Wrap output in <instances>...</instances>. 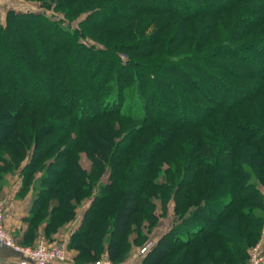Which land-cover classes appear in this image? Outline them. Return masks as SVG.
<instances>
[{
  "label": "trees",
  "instance_id": "obj_1",
  "mask_svg": "<svg viewBox=\"0 0 264 264\" xmlns=\"http://www.w3.org/2000/svg\"><path fill=\"white\" fill-rule=\"evenodd\" d=\"M206 1H184L196 9L193 13H214L208 22L193 26L186 23L195 14L180 9L178 0L105 5L100 22L92 14L81 21L87 28H103L111 20H123L111 28L104 46L91 42L84 27L64 26L37 8H9L8 19L0 21V96L20 106L15 124L0 123L9 129L0 135V177L22 163L33 143L21 172V190L28 189L31 174L41 173L35 176L41 190L33 218H45L49 225L71 221L82 205L80 195L88 193L83 222L67 244V252L76 249L75 259L82 264L105 254L115 263L124 259L128 248L122 250V238L130 233L137 211L147 207L141 200L154 201L143 186L169 187L168 176L165 182L150 176L171 146L175 168L167 173L177 180L161 197V208L168 211L174 201L175 218L146 248L140 264H161L167 258L170 264L248 262L250 246L264 224V0ZM142 12L152 13L150 21L159 25L150 37L141 36L145 26L134 35ZM176 16L183 18L179 25L172 24ZM120 33L126 39L113 42ZM122 48L130 52L128 57H121ZM154 52L156 57L145 60ZM16 71L30 82L20 81ZM40 87L48 93L27 97ZM19 90L27 100L9 93ZM1 102L4 118L12 110L3 109ZM30 104L35 109L57 106L69 115L64 125L72 126L75 134L62 149H56L57 139L36 148L50 118L43 115L40 126L33 127L36 116L22 112ZM144 132L148 135L143 137ZM162 134L170 140L161 145ZM137 141L138 150L130 152ZM79 146L103 168L94 173L83 167ZM127 154L129 164L122 166ZM135 165L145 168L138 171ZM49 171L58 176L51 177ZM137 180L147 182L139 185ZM44 182L52 188H42ZM113 187L121 194L106 204ZM146 211L151 218L155 204ZM215 216L221 218L213 227Z\"/></svg>",
  "mask_w": 264,
  "mask_h": 264
},
{
  "label": "rangeland",
  "instance_id": "obj_2",
  "mask_svg": "<svg viewBox=\"0 0 264 264\" xmlns=\"http://www.w3.org/2000/svg\"><path fill=\"white\" fill-rule=\"evenodd\" d=\"M44 1H42V0H0V21L5 22L6 19H8L7 18V11L9 8L34 9V10L37 8L39 10H45L46 12H48L50 17H53L54 19L61 21L64 26L72 25L74 28L80 29L81 27H84L81 25V21H84V19L87 16H89L90 14L96 16L97 22H100L104 18V16L100 12V10L103 9V6L110 5V4H117V3H121V2L125 3L127 0H86V1L81 0L83 2L82 4H81V1L78 4L75 3L76 0H65L61 3H56L57 1L51 2V0L50 1L44 0ZM178 1H181V4L178 5V6H180L179 7L180 9H181V7L182 8L185 7L186 12L188 14H192V15L195 14V16H193L191 19H189L186 24H190L193 26V23L197 24L200 22H202V23L208 22L214 16L213 12L193 13L194 10H196V9L190 3L188 4L189 5L188 6V5L184 4L185 0H178ZM207 2L211 3L208 0L205 3H207ZM216 3H217V0H214L213 4L216 5ZM181 16H183V15H181ZM186 16H189V15H186ZM152 17H153L152 13L142 12L138 21L136 22L137 24L135 25V28H134V30H135L134 35L137 36L139 34V32L141 31V28H143L145 26V29L142 32L141 36L143 35L145 37H150L153 34V31L157 28V26H159L157 22L150 21ZM182 19L183 18L176 16V17H174L172 24L179 25V23H182ZM92 21H94V20L92 19ZM122 22H123V20L121 21V19H118V20L116 19V21L111 20V22H109L103 28H87V26H85L84 30L88 33L90 41L92 40L91 42H96L97 45L100 44L101 46H104L105 42L108 38V35L110 34L111 28H114L116 25H119ZM114 37L115 38L112 39L113 42H117V41L122 42V41H124V39H126L125 38L126 33H123V34L120 33ZM134 37L133 38L131 37V38L135 39ZM248 38H250V37L247 35V36L242 38V41L247 40ZM128 40H131V39H128ZM22 48L19 47V50H18V52H20L21 54L24 53L23 51L26 50L24 47H22ZM118 51H120L119 53H120L121 57H125V56L128 57L129 56L128 54H130V52L124 48H122L121 50H118ZM156 55H158V54L154 52L151 55L147 56L145 58V60H151L152 58L156 57ZM21 57H24V55H22ZM15 74H16V77L18 76L20 78V81H23V80L28 81L29 76H24V75L20 74V72L18 73L17 71L15 72ZM0 76H1V73H0ZM29 82L30 81H28V83ZM9 93H10V95L11 94L14 95V97L27 100V97H30L32 99L33 98L36 99V97L38 98L42 94L46 95L48 92H47V90L43 92L42 88L40 87L38 90L35 91L34 96L27 95V97H26L25 95L22 94V92L20 90L17 92L10 91ZM0 99L2 100L1 103L4 104L3 109L11 107V110H12V112H10L8 114V116H5L4 118H0V123L3 120L2 121L3 123L9 122V123L15 124V120H16L15 116L19 114L18 112H19L20 106L18 105V103L11 101V99H9L8 101L7 100L5 101L1 98V96H0ZM31 111H32V114L34 116H36V118H37V125L33 126L35 128L40 126L39 121L43 115L48 114L49 118H50V119H48V122L43 123L44 126L46 125L45 127L48 130V131H46L47 133L46 134L45 133L38 134V138L41 140V145L40 144H39L40 146L37 145V147H36L37 149H39L38 147H42V143L48 142L49 140L53 141V140L57 139V140H60V143L58 145L59 147L56 149L60 150L64 147L65 141H67L71 136H74L75 130L71 129L73 127L72 126L70 127L68 124L66 126L64 125V123L69 122L68 121V120H70L69 117H66L69 115L64 114L63 111L60 108H58L57 106L45 105V106H41V107H36V109H35L31 105L22 112H25L24 114L26 115V114H29ZM61 114H64V115H61ZM56 124H59V125L56 126ZM7 127L8 126H6L5 124H0V135H5L6 132H9V129ZM122 129L124 131L126 130L125 127H123ZM189 129H192V128H189ZM66 132H68V134L65 135ZM146 135H148V132L142 133L143 137ZM160 136H161V139H160L159 144H161V145L164 143L163 141L168 142L170 140L169 138L165 137L166 135L162 134V135H159L158 137H160ZM182 137L185 138V136H182ZM175 140H176V138H175ZM139 143H140V141H137L136 143L134 142L133 143L134 145L131 146L130 152L138 150L139 145H140ZM28 147L29 148L26 149V156L23 158L22 163L16 169L4 172L2 177H0L1 179L4 178L5 176H7L6 174H9V173L14 172V171L22 172V170L25 169L26 164L29 161L30 155L32 154V152L34 150L33 143H32V146L29 145ZM79 147H78V149L80 151H79V153H77V154H79L78 161L81 162V164H83L82 165L83 167L87 166L89 172L93 171L95 173L96 169H98V166H99V168L102 167L101 166L102 162L100 161V163L99 162L94 163L93 159L86 152L87 150L81 149L82 146H79ZM128 150L129 149L126 148L125 152L127 153ZM55 153H56V151H55ZM108 154L109 153H106L105 156H107ZM180 155H182V154L180 153L178 155L179 158H180ZM175 156H176V154H175L174 148L172 146L169 147V149L167 151H165L164 153H162L160 158H159V160H160L159 163H162L161 167L157 168L156 169L157 171L155 170L152 173V175L150 176L151 179L156 178L155 180H157V182L158 181L165 182L166 181L165 179H167V176H168L167 181L169 182L168 183L169 187L166 188V186H165L162 188H155L152 186V184H148L147 186H143L145 188V193L149 196H152L154 203L151 201H148V199H146V197H144L145 195L143 196L145 199H142L141 201H142V203H145L147 207L143 208L142 210L137 211V213L134 215L133 220H132L134 224H132V228H131L130 233L127 235V238L126 237L122 238V240H123L122 244L124 243L123 244L124 246L123 245H122L123 247L121 246L122 250L125 248H128V250L125 254L124 259L121 260L119 263L125 262V260L128 258H134L137 261V263L140 264V262L143 258V255H144V251H145V250H142L143 247L147 246L148 248H150L152 246L154 240H156L162 233H164L165 231H167L170 228V226H171V224L175 218L174 201H170L168 211L163 212V210L161 208V197H163L164 194L170 193L169 191L172 189L171 187L173 186V185L171 186L170 184L177 180V179H175V181H174V178L169 179V174L167 173L168 172L167 169H170V168L174 169L175 168V166H174ZM75 159H77V158H75ZM128 159H129V154H127L125 156L121 165L127 166L129 164ZM146 162H148V161H146ZM134 168L138 171H143V169L145 167L142 168L141 166L135 165ZM104 172H106V173L104 174L103 170L98 171L99 176L102 173L104 175L101 178V180L102 179L104 180L107 177L108 169H106ZM49 173H50L49 175L51 177L55 178V176L56 177L58 176V172L49 171ZM40 174H41L40 171H35L33 174H31V175H33V177H31V175L28 177V179H27V180H29L28 188H31L32 186H34V187L38 186L39 192H40L41 186L38 185L39 182L35 181V176H36V178H38V177H40ZM99 176H98V178H99ZM94 178H97V176H95V177L93 176V179ZM150 180H149V182L151 183L152 181H150ZM146 182L147 181L143 182L141 180L140 181L137 180V184H139V185L144 184ZM173 184H175V183H173ZM41 185H42V188L44 187L47 190L51 189L53 186L52 183H48V182H46V183L44 182ZM262 189L264 190V186H262ZM140 191H141V189H140ZM108 194L109 195H108L107 199H109V201H107L106 204H109L112 201V199L115 198V196L121 194V190L116 188V187H113V188L109 189ZM87 196H88L87 192H84L82 195H80V201H82L81 202L82 205L78 206L76 209L83 206L84 201L88 200V199H86ZM148 204H151V206H149ZM152 204H155V211L151 215L152 217L149 218L150 221H148L149 219L147 218V216L149 213L146 211V209L152 208ZM215 218H216L215 223H213V224L210 223L212 226L214 225L213 227H215V224L218 225L217 222L219 221V218H221V216H215ZM64 222H66V221L58 222V224H56V225L54 224V226L61 227L64 224ZM5 227H6V225H5ZM139 233H141L140 235L142 238H138ZM144 235H146V239L143 238ZM263 236H264V224L262 226V230L260 232V235H259L257 241L250 246L249 259H248L247 264H250V262H251L250 254L252 251V247L256 246L257 244H260V241L262 239H264ZM62 239H63L62 237H60L54 241H47L44 239V242H48V244H53V243L60 241ZM42 240L43 239H40V240H37L33 243H27L26 244V243L20 242L17 239L18 242H20L21 244H23L25 246H27V245L37 246L38 244H40L42 242ZM67 254H68V252H67ZM175 254H177V253H175ZM67 257L69 258L68 255H67ZM68 258L66 260H68ZM167 259L168 260H165L161 264H170L169 263L170 258H167ZM66 260H64V261H66ZM96 261H102L105 263H115L111 260L110 257H108L107 254L103 255L101 258H99ZM185 263H187V261Z\"/></svg>",
  "mask_w": 264,
  "mask_h": 264
},
{
  "label": "crops",
  "instance_id": "obj_3",
  "mask_svg": "<svg viewBox=\"0 0 264 264\" xmlns=\"http://www.w3.org/2000/svg\"><path fill=\"white\" fill-rule=\"evenodd\" d=\"M4 178H0V204L3 205L5 214V225L13 232L16 239L29 243L45 239L54 241L60 237L67 239V244L71 239L74 230L80 226L85 211L84 202L82 207L77 209L76 218L71 221H66L59 226L49 225L46 219L33 218L34 210L37 208L36 198L39 193V188L32 186L27 190H21L23 184V176L21 172L14 171L6 174ZM87 206V205H86ZM18 239V240H19ZM76 249L68 250V260L57 261L53 264H82L75 259ZM22 254L15 251L11 246H7L0 242V264H20ZM83 264H116L105 263L102 261L85 262ZM117 264H138L134 258H128L125 262Z\"/></svg>",
  "mask_w": 264,
  "mask_h": 264
},
{
  "label": "built area",
  "instance_id": "obj_4",
  "mask_svg": "<svg viewBox=\"0 0 264 264\" xmlns=\"http://www.w3.org/2000/svg\"><path fill=\"white\" fill-rule=\"evenodd\" d=\"M5 214L3 205L0 204V242L11 246L15 251L22 254L20 264H53L57 261H64L67 257V239L63 238L53 244L42 242L37 246L23 245L17 241L13 232L5 227ZM264 237V236H263ZM144 246L142 250H146ZM250 264H264V239L260 244L252 247Z\"/></svg>",
  "mask_w": 264,
  "mask_h": 264
}]
</instances>
